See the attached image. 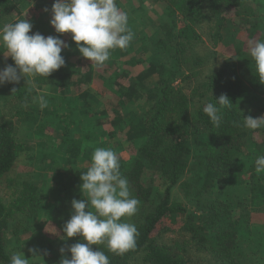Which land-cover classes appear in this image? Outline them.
Masks as SVG:
<instances>
[{"label":"trees","instance_id":"trees-1","mask_svg":"<svg viewBox=\"0 0 264 264\" xmlns=\"http://www.w3.org/2000/svg\"><path fill=\"white\" fill-rule=\"evenodd\" d=\"M150 1L162 4L164 17L160 20V34L153 44L155 53L162 58H137L132 62L145 66L136 76L137 87L128 89L125 113L129 114V120L123 122V139L116 141L113 149L120 154L127 147L134 148L126 158L118 155L120 171L128 179L131 195L140 201L135 215L122 218V221L137 226V245L123 255L109 252L106 244L91 247L104 251L110 264H198L203 260L208 264H251L245 261L238 246L236 209L214 198L212 190L218 180L233 175L241 159L250 154L248 144L252 141V130L243 127V118L254 97L264 94V83L255 75V64L249 51L243 50L241 44L233 43L237 40L234 38L245 30L248 40L257 35L264 40L262 16L245 4L247 0ZM22 4L25 5L26 0H0V20L14 21L15 18L5 17L13 11L22 14ZM142 9L147 11L149 8ZM34 17L25 16L30 21ZM33 27L39 26L33 24ZM204 27L213 46L220 44L225 48L232 44L237 48L235 53L218 60L217 52L211 50L210 58H201L194 47L198 42L202 43ZM35 31L32 28L30 34ZM204 64H207V72L203 74L200 66ZM215 64L218 67L215 68ZM74 73L65 63L48 78L36 77L33 85L54 86L65 94L67 85L80 84V79L71 81ZM199 73L200 79L188 93L174 84L175 79H188ZM140 86L150 93H141ZM8 88V96L3 97L5 111L0 110V186L17 157L28 147L16 138L15 119L31 112L21 104L32 100L35 91L29 93V85L19 83H11ZM13 88L16 90L12 91ZM221 94H226L233 105L231 108L218 105L223 119L216 128L203 107L208 102L215 103ZM139 98L143 100L134 101ZM130 100L139 104L136 106L140 108V115H133V109L128 107ZM83 103L86 110L87 100ZM257 109L264 115V102H260ZM190 111H194L192 115ZM107 135L105 138L114 133L107 132ZM71 146L68 148L70 154L76 155L82 149L78 144ZM259 155H264V148L254 158ZM89 166L71 167L70 171L57 174L52 180L54 192L50 204L40 196V184L26 180L20 182L19 190L12 193L8 201H3L0 196V264H9L11 257L4 238L8 219L13 220L18 214H30L34 218L43 207H50L52 218L65 225L72 214L71 201L86 199L80 190L81 173ZM191 172L195 179L187 180ZM248 172L247 179L243 180L250 192L264 196V176L252 169ZM177 186L193 202L196 212L188 211L184 202L173 199ZM178 215L181 216L178 231L185 239L161 240L159 232L164 220ZM77 242L86 243L79 235L64 239L60 249L63 247L65 252L57 251L51 264H59L63 256L70 259L67 249ZM194 250L202 252L203 257L196 253L193 256Z\"/></svg>","mask_w":264,"mask_h":264},{"label":"rangeland","instance_id":"rangeland-1","mask_svg":"<svg viewBox=\"0 0 264 264\" xmlns=\"http://www.w3.org/2000/svg\"><path fill=\"white\" fill-rule=\"evenodd\" d=\"M115 2L121 11L128 14L129 27L135 35L124 51L121 49L112 50L110 59L102 67H96L93 64L91 66V61L79 53L70 33L55 32L49 22L51 11H44L45 7L51 9L54 0H26V4H22V14L13 11L9 15L10 17H5L12 20L17 19L20 15L24 17L33 15L35 17L30 18L31 22L39 26L33 27L35 32L38 31L46 37L48 35L60 36L67 42L69 47L63 49L61 54L64 56L67 66L75 72L71 81L77 82L80 79L78 82L80 84L67 85L64 89L65 94L54 86H34L35 91L32 93V97L37 92L46 91L48 106L41 110L38 104L30 100L26 103V110L31 112L15 119L16 138L27 144L28 147L23 149L13 168L1 180L0 196L3 201H8V197L12 193H17L20 182L26 180L37 185L40 184V196L44 198L43 201L50 204L54 188L52 180H55L57 174L66 173L68 170L70 171L71 167L89 165L91 155L96 148L114 149L115 142L122 141L124 131H121V127L123 122L129 120V114L125 113L128 89L134 85L137 87L136 76L145 66L142 63L133 64L132 62L137 58H162L155 53L153 44L157 35L160 34V20L164 14L162 4H152L150 0H115ZM245 4L251 7L255 14L262 16L264 26V0H247ZM143 7L149 9L143 10ZM2 20H0V27L7 23ZM236 21L240 22V18H237ZM202 26H204L203 23ZM246 34V30L245 33L239 34L234 38V41L237 40L233 44H241L243 50L249 51V42L261 40V38L260 35H257L248 40ZM201 39L202 43L198 42L194 50L203 59L210 58L211 50L217 52L218 60L226 58L227 55H233L237 50L232 44L225 48H222L220 44L213 46L210 37H207L206 27L202 29ZM0 51L6 52V49L0 47ZM4 56L5 54L0 52V69L6 64L14 65L10 56L7 59ZM217 65L215 64V68L218 67ZM200 68L203 74L207 72V64ZM200 76L199 73V75L188 79L178 78L175 79L174 84L184 93H188L196 85ZM10 84L0 85V110L3 112L6 106L3 97L8 96L7 89ZM19 84L25 86V79L22 78ZM148 88L150 87L148 86ZM140 90L145 95L150 93L141 86ZM84 99L88 102L84 105L86 110L82 107ZM131 100L130 103L128 102V107L133 109V115H137L140 113V108L136 105L139 104ZM140 100L143 99L139 98L134 101ZM260 102H264V94L254 97L245 110V117L248 115L262 116L263 113L257 109ZM192 112L194 111H190V115ZM111 131L114 135L105 138L108 136L107 132ZM263 143L264 128L252 130V141L248 144L250 154L241 159V164L233 175L218 180L212 190L214 198L227 203L230 208L236 209L237 228L239 229L238 246L244 253L245 261L251 264H264V196L252 194L244 180L247 179L250 169L255 170L253 168L254 157L264 148ZM77 144L82 148L81 151L76 155L70 154L68 148ZM72 149L75 150V148ZM133 152L132 146V148L123 149L120 154L126 158ZM260 175L264 176V173H260ZM7 178L9 180L6 181ZM191 178L195 179L193 172L188 174L187 180H191ZM173 199L184 202L188 211H197L193 202L178 186L173 191ZM52 217L51 208L43 207L34 218L30 214H18L13 220L8 219L4 231L5 248L8 254L23 252L25 258L30 260V264H51L52 256L60 250L63 237L66 235L63 232L64 225L58 224ZM180 224V215L165 219L163 228L161 227L159 232L161 240L169 242L170 240L185 239L178 231ZM29 249H37V254L40 256L32 257ZM195 253L198 257H203L202 252L194 250L193 256ZM206 262L203 260L198 264H208Z\"/></svg>","mask_w":264,"mask_h":264},{"label":"clouds","instance_id":"clouds-1","mask_svg":"<svg viewBox=\"0 0 264 264\" xmlns=\"http://www.w3.org/2000/svg\"><path fill=\"white\" fill-rule=\"evenodd\" d=\"M44 11H51L49 22L55 32L70 33L79 53L96 67H102L110 59L112 50H124L134 39L128 14L117 7L115 0H54L51 9L45 7ZM32 28V22L24 16L0 27V47L6 49L0 52L5 54V59L10 56L14 61V65L6 64L0 69V85L18 84L24 78L31 93L36 77L48 78L65 65L61 53L69 47L68 43L60 36L46 37L38 31L30 34ZM248 47L255 75L264 83V40L250 41ZM47 95L46 91L37 92L32 102L43 110L48 106ZM218 105L231 108L233 104L226 94H221L215 103L208 102L203 107L216 128L223 119ZM243 127L264 128V115L244 117ZM254 163L255 171L264 173V155L257 156ZM120 168V157L112 148L93 151L90 166L81 173L80 190L86 199L71 201L72 214L63 227L66 234L63 239L79 235L86 243L72 244L67 249L71 258L63 256L59 264H110L108 255L98 247L93 250L92 245L106 244L108 251L116 255L136 247L138 228L122 218L135 215L140 201L131 195L128 179ZM29 251L32 257L40 256L37 249ZM60 252L64 253L65 249L62 247ZM9 264H30V260L23 252H16Z\"/></svg>","mask_w":264,"mask_h":264}]
</instances>
